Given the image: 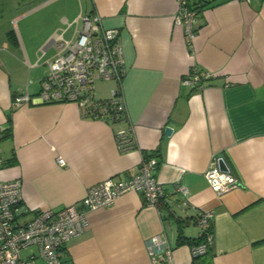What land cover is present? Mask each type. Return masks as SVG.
I'll return each instance as SVG.
<instances>
[{
	"label": "crops",
	"instance_id": "0c3cea01",
	"mask_svg": "<svg viewBox=\"0 0 264 264\" xmlns=\"http://www.w3.org/2000/svg\"><path fill=\"white\" fill-rule=\"evenodd\" d=\"M196 1L204 3L190 5ZM85 3L84 13H96L103 27L119 30L127 117L86 118L74 102L40 101L45 62L72 22L75 34L82 12L77 0H46L35 7L54 4L37 19L36 34L19 32L15 43L7 36L0 42V125L10 117V133L0 141V181L21 180V220L78 203L92 185L111 176L128 178L143 154L154 155L164 201L186 218L184 236L198 237L196 216L213 211L212 264H264V0H210L196 12L191 48L174 21L176 0ZM194 69L212 73L195 89L183 82ZM105 82L111 86L103 95L95 87L96 98L110 96L114 82ZM22 90L31 101L16 105ZM166 126L173 129L170 135ZM128 127L135 146L120 152L115 133ZM219 157L239 182L220 196L204 176ZM175 183L188 189L189 207L178 204ZM177 229L164 206L130 191L87 212L86 229L63 249L64 264H152L145 242L161 231L173 247V264H191V246L177 243Z\"/></svg>",
	"mask_w": 264,
	"mask_h": 264
},
{
	"label": "built area",
	"instance_id": "2783aa9c",
	"mask_svg": "<svg viewBox=\"0 0 264 264\" xmlns=\"http://www.w3.org/2000/svg\"><path fill=\"white\" fill-rule=\"evenodd\" d=\"M177 11L174 21L183 27L188 47L196 34L194 22L196 11L190 7V0H176ZM249 1V0H243ZM54 57L46 61L47 73L41 80L38 98L43 103L74 102L80 114L86 118L117 121L127 117L121 91L125 74L123 50L117 28H105L96 13H80L76 21L75 34L68 39L60 38ZM208 71L191 70L183 82L191 88H200L202 82L210 79ZM113 81L108 98H96L95 81ZM31 95L22 90L14 97V103H29ZM5 126L0 125V141ZM116 147L120 152L135 146L133 127L122 128L115 133ZM57 162L64 165L62 157ZM2 163L0 149V164ZM158 160L154 155L143 154L138 170L128 178L108 177L92 185L78 203L60 209H42L27 220H21L26 211L20 204L22 199L21 180L0 181V264H35L40 259L44 264H64L63 249L74 236L82 233L87 226V212L111 205L117 197L130 192L141 193L145 203L159 207L164 189L154 171ZM210 188L222 195L239 185L238 178L231 171L220 170L211 163L204 172ZM180 195L182 207H189L188 189L174 184ZM213 211L198 213L196 224L206 230ZM212 234L207 233L206 241L191 248L192 257L202 254L210 244ZM34 246L36 253L20 257L22 249ZM145 249L152 264H173V247L164 231L152 235L145 242Z\"/></svg>",
	"mask_w": 264,
	"mask_h": 264
},
{
	"label": "rangeland",
	"instance_id": "374dc122",
	"mask_svg": "<svg viewBox=\"0 0 264 264\" xmlns=\"http://www.w3.org/2000/svg\"><path fill=\"white\" fill-rule=\"evenodd\" d=\"M46 1V0H45ZM86 0H77L78 10L81 8V12L84 13L86 11ZM44 1L35 0L30 3L18 5L16 4V0H0V42L6 40V32L10 29H13L15 33L21 32L23 34L28 33L34 36L35 31L38 28L37 19L43 16L44 13L51 9H53L54 4L49 5L44 8L35 9V7L39 6ZM15 19V20H13ZM65 28L66 25H65ZM74 31V23H71V26L66 29L64 34V38H70ZM51 59V58H50ZM46 65V73H47V64ZM45 73V75H46ZM112 82H103L100 80L95 81V87L97 91L104 92V89L111 86ZM108 91H106L107 93ZM101 94V93H100ZM107 95V94H106ZM31 250V251H30ZM35 248H26L22 249L20 252V257L24 258L27 253L33 252Z\"/></svg>",
	"mask_w": 264,
	"mask_h": 264
},
{
	"label": "trees",
	"instance_id": "16d2710c",
	"mask_svg": "<svg viewBox=\"0 0 264 264\" xmlns=\"http://www.w3.org/2000/svg\"><path fill=\"white\" fill-rule=\"evenodd\" d=\"M32 1H35V0H16V4L22 5V4L30 3ZM40 1H45V0H40ZM203 1H204V3H201L200 1H196L194 4L190 5V7L197 12L200 7L205 6L208 2H210V0H203ZM6 36H7V38L9 40H11L12 42L15 43L16 34H15L13 29L8 30L6 32ZM9 133H10V117H8V119L6 121L3 137L5 135L9 134ZM164 195L162 197V200H161V203H160L159 206H160V208L162 206H164V208L166 209L168 214L170 216H173L175 218L176 222H177V225H178V229H177V243L180 244L182 242L189 241V244H190L191 248L193 246H198L200 244L205 243L207 233H211L212 234V222H211L212 218H211V220L209 222V226H208V228L206 230H201V232H200L198 237L189 239L188 237H186V236H184L182 234V226L184 225L186 218L174 215L175 211H174V209H171L172 207L170 206V204L168 202L164 201ZM180 201H181V199L178 201V204H179ZM164 216L167 217L168 215L164 214ZM166 217H164V218H166ZM164 218H163V220H165ZM196 218H197V216H196ZM195 223H196V221H195ZM210 254H211L210 244H206V249H205V251L202 254H198V255H195V256L192 257V263L191 264H212Z\"/></svg>",
	"mask_w": 264,
	"mask_h": 264
},
{
	"label": "water",
	"instance_id": "95a60500",
	"mask_svg": "<svg viewBox=\"0 0 264 264\" xmlns=\"http://www.w3.org/2000/svg\"><path fill=\"white\" fill-rule=\"evenodd\" d=\"M172 130H173L172 127L166 126L164 128V134L170 135L172 133ZM217 161H218V167L220 170L230 171V168L228 167V165H227V163L223 157H219Z\"/></svg>",
	"mask_w": 264,
	"mask_h": 264
}]
</instances>
